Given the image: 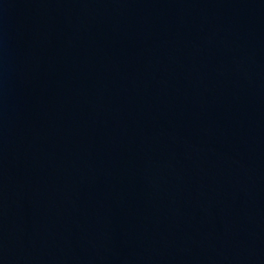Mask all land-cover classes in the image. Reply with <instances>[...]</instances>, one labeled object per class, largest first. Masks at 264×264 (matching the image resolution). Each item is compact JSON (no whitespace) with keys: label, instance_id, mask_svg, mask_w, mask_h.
<instances>
[{"label":"water","instance_id":"obj_1","mask_svg":"<svg viewBox=\"0 0 264 264\" xmlns=\"http://www.w3.org/2000/svg\"><path fill=\"white\" fill-rule=\"evenodd\" d=\"M0 264H264V0H0Z\"/></svg>","mask_w":264,"mask_h":264}]
</instances>
